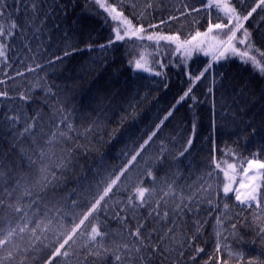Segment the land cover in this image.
Masks as SVG:
<instances>
[{
	"label": "trees",
	"instance_id": "16d2710c",
	"mask_svg": "<svg viewBox=\"0 0 264 264\" xmlns=\"http://www.w3.org/2000/svg\"><path fill=\"white\" fill-rule=\"evenodd\" d=\"M32 2L6 0V10L0 18L5 27L13 22L20 26L14 30L15 35L0 36V43L7 45V60L0 57V80L4 81L0 83V92L8 93L0 97V162L5 170L12 167L17 173L28 171L20 167V152L32 150V136L22 137L20 133L39 115L33 135L39 137L38 143L42 145L55 127L57 110L63 106L76 127L72 141L63 147L75 149V163L64 175L58 195L75 192L71 199L77 200L79 207L71 211L82 213L102 192L101 182L119 173L173 108L121 183L130 190L143 178L144 187L157 189L153 206L173 181L177 195L183 192L189 196L208 183L213 189L206 198L201 199L198 194L192 201V211L176 219L180 226L177 236L184 247L172 245V251L163 256L156 254L151 264H249L250 261L264 264V235L260 233L264 227V179H261L264 170H259L260 206L255 202L251 207L241 205L235 192L227 196L223 193L225 171L228 175L235 174L238 180L249 160L264 161V72L250 61L241 60L239 55L227 53L224 58L215 59L205 75L193 84L192 78L215 53L213 37L222 38L219 30L200 37L204 50L194 51L188 57L167 41L157 43L138 37L116 40L114 29L123 34V27L96 0H38L34 23ZM102 2L117 7L133 25H143L145 29L158 25L142 36L150 32L179 33L182 40H187L197 31L205 33L210 21L226 23L223 13L214 4L209 5V0ZM149 3L151 7H146ZM231 3L241 16L256 9L244 26L254 45L250 54L264 64V56H260L264 52V5L260 0H231ZM161 20L166 22L161 25ZM242 37L243 31L238 32L234 43L245 51L246 45L238 43ZM142 55L144 67L137 69L135 63ZM36 64L41 67L25 72L22 77L15 75L30 66L35 68ZM178 85L183 87L182 92L190 87L192 91L176 104L182 93L176 90ZM21 93L27 99L21 100ZM13 116L19 117L18 122L8 119ZM89 125H94V130L84 135ZM189 138L193 139L190 147ZM216 163L221 165L220 169ZM149 170L155 179L147 177ZM126 198L127 192L123 190L112 196L108 211L98 216L104 225L101 231L108 233L104 243L110 249L128 240V230H134L139 223L145 224L144 236L153 227H159L148 217L147 206L139 208L134 219L133 213L121 210L122 204H114ZM167 199L172 204L174 197ZM172 219L165 222V227ZM65 225L70 230L73 221L66 219ZM90 226L86 224L85 228ZM54 239L49 236V240ZM77 239L74 246L77 255L70 261L57 257L54 264H115L112 251L99 257L89 256L88 250L80 247L86 238ZM151 239L155 243L158 237L153 233ZM23 243L27 244V238ZM50 255L51 251L42 247L28 257L27 264H45Z\"/></svg>",
	"mask_w": 264,
	"mask_h": 264
},
{
	"label": "snow or ice",
	"instance_id": "6c2138e0",
	"mask_svg": "<svg viewBox=\"0 0 264 264\" xmlns=\"http://www.w3.org/2000/svg\"><path fill=\"white\" fill-rule=\"evenodd\" d=\"M16 2L21 3L23 0H16ZM96 2L108 12L113 21H119L122 25L123 34L119 29H114L116 32L115 39L118 41L124 40L126 37H138L157 43L167 41L175 44L177 51H182L184 55L191 57L194 51L204 50L202 47L204 41L200 40V37L207 36L213 30H219L222 38L213 37L215 40L214 51L218 53V55H214V59L219 60L224 58L227 53H232L239 55L241 60L245 62L250 61L254 67L264 72V64L257 59V56L250 54V50L254 48V45L250 42L251 34L244 26V22L255 12V8L247 15L241 16L231 0H209V5L214 4L215 8L223 13L226 23L213 24L210 21L205 33L197 31L190 39L182 40L179 33L165 35L150 32V34L142 36V33L155 29L158 25H149L148 29H145L143 25H133L132 20L124 16V13L117 7L106 5L102 0H96ZM260 3L264 5V0H260ZM37 7L38 0H33L31 8L33 13L32 23H34L37 16ZM133 7L135 6L133 5ZM146 7H151V3ZM5 10L6 0H0V18L4 16ZM192 11L197 10L193 9ZM184 14L182 12L180 15L183 16ZM143 15L144 13L141 12L140 16L143 17ZM168 19L174 20L177 17H169ZM165 22L161 20L160 24L162 25ZM19 27L15 22L7 27L0 24V36L15 35L14 30ZM240 31H243V37L238 40V43L246 45L248 50L241 51L235 46L234 42L237 41V33ZM6 48V44L0 43V57H3L5 61L7 60ZM65 55H68V53H65ZM260 56H264V52L260 53ZM143 59L142 55L141 59L136 61L135 68L141 69L144 67V64L141 63ZM40 67V64H36L35 68L30 66L24 71L16 72L15 75L22 77L25 72H33ZM157 75H160V73H157ZM204 75L205 72H201L200 75L192 78L193 84ZM9 79H12V77H9ZM0 83H4V81L0 80ZM191 91L192 88L190 87L180 97V100L182 101L188 97ZM211 91L212 89L209 88V92ZM7 95V92H0V97H6ZM20 99L25 100L27 97L21 93ZM193 100H195V97H193ZM168 115H171V112ZM167 118L166 116L165 120ZM8 119L18 122L19 117L13 116ZM39 119V115L33 117L32 122L28 123L23 132L20 133L22 137L25 135L32 136V150L25 151L21 149L20 152L22 161L20 167L26 168L28 171L17 173L12 167L5 170L3 163L0 162V264H27L28 257L42 247L51 251V255L45 261V264H54L57 257H63L66 261H70L73 256L77 255L74 246L78 243V236L82 239L86 238L80 247L87 249L89 256L99 257L112 251L115 264H151L156 254L163 256L165 253L172 251V245L180 244L181 248L184 247L177 236L180 226L175 221L182 218L186 212L192 211V201L198 194L201 199L210 196L213 185L208 183L206 187L201 186L191 195L185 196L183 192L178 195L175 194V181H173V183L168 184V191L159 199H156L153 206V198L157 189L155 187H144L143 178H140L141 182L136 183L130 190H128L127 185L121 183L130 166L146 150V147L156 136L157 131L151 132L147 139H144L119 173L112 174L107 180L101 182L104 184L102 192L90 202V206L87 207L86 211L74 213L71 210L79 207V202L71 199V195H75V192H72L69 196L58 195V192L61 189V184L64 183V175L70 171L75 163V149L64 148L63 145L72 141V133L76 131V127L70 121V114L65 113L63 106H61L57 110L54 121L55 127L51 130V135H48L47 139L43 140V144L40 145L38 143L39 137L33 135ZM163 123L164 120H161L156 125V130H159ZM93 130L94 125H89L83 134L86 135ZM187 144L190 147L193 144V139L189 138ZM57 149L60 150L57 151ZM187 151L188 148L185 149V152ZM180 155L182 156L184 153H180ZM247 163L248 167L244 168L243 171L248 183H245V180L242 179L239 187L234 188L232 183L229 182L234 177H229L228 172L225 171L226 182L223 184V193L227 196L228 193L235 192V199L241 205L251 207V203L255 202L257 206H260L261 185L255 182L257 177L249 176V173L250 171L264 170V161L249 160ZM228 167L234 169L235 165H229ZM216 168L220 169L221 165L216 163ZM146 175L155 179L151 170ZM208 176L211 177L212 173L209 172ZM261 179H264V177H261ZM242 189H245V191L242 192ZM122 190L127 192L126 200L115 201L114 204H122L121 210L133 213L134 219L135 212L139 208L147 206L149 208L148 217L155 220L159 227H153L152 231L144 236L142 233L145 224L139 223L134 230H128V240L116 244L114 249H110L104 243L108 233L101 231V227L104 225L99 221L98 216L101 212L106 213L108 211V201ZM169 196L174 197L172 204L167 199ZM207 202L212 203L211 199H208ZM224 207L227 209L228 205L225 204ZM161 208H163V211H161ZM94 217L97 219L92 222ZM116 217L120 218L119 213H116ZM170 218H173L172 223L165 227V222ZM66 219L73 221L70 230L65 225ZM89 223L91 224L90 228H85L86 224ZM233 227L235 228V225ZM153 233L158 237L155 243L151 239ZM260 233L264 235V227L260 228ZM50 235L55 239L49 240ZM25 238H27L26 245L23 243ZM45 241H48V243L45 244ZM217 248H220L219 244ZM161 249L163 250L161 251ZM196 251L199 252L201 249ZM18 256L20 257L19 261H17ZM84 259L86 261L87 256ZM249 264H253V262L250 261Z\"/></svg>",
	"mask_w": 264,
	"mask_h": 264
},
{
	"label": "rangeland",
	"instance_id": "374dc122",
	"mask_svg": "<svg viewBox=\"0 0 264 264\" xmlns=\"http://www.w3.org/2000/svg\"><path fill=\"white\" fill-rule=\"evenodd\" d=\"M208 51H210V48L207 49L205 52H208ZM249 176H253V174L250 172V173H249ZM229 177H234L233 180L229 181L230 183H232V185H233V187H234V181H235L236 175L233 174V173H230V174H229ZM242 179L245 180V183H248V180H247V178H245V175H244V174L241 175V180H242ZM238 187H239V186H238ZM241 191L243 192V191H245V189H242Z\"/></svg>",
	"mask_w": 264,
	"mask_h": 264
},
{
	"label": "bare ground",
	"instance_id": "6f19581e",
	"mask_svg": "<svg viewBox=\"0 0 264 264\" xmlns=\"http://www.w3.org/2000/svg\"><path fill=\"white\" fill-rule=\"evenodd\" d=\"M182 88H183V87H182L181 85L176 86V90H177L178 92H180V93L182 92ZM183 93H184V92H182V93L180 94V97L184 95ZM180 101H181V100H180Z\"/></svg>",
	"mask_w": 264,
	"mask_h": 264
},
{
	"label": "water",
	"instance_id": "95a60500",
	"mask_svg": "<svg viewBox=\"0 0 264 264\" xmlns=\"http://www.w3.org/2000/svg\"><path fill=\"white\" fill-rule=\"evenodd\" d=\"M255 173H257V170L256 171H254ZM256 177H257V174L255 175ZM257 179H258V177H257ZM257 179H256V181L255 182H257Z\"/></svg>",
	"mask_w": 264,
	"mask_h": 264
}]
</instances>
